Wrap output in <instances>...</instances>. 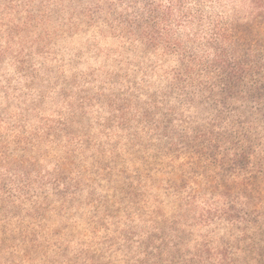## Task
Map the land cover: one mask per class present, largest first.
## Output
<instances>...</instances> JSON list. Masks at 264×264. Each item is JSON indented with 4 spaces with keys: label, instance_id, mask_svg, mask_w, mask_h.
<instances>
[{
    "label": "rangeland",
    "instance_id": "374dc122",
    "mask_svg": "<svg viewBox=\"0 0 264 264\" xmlns=\"http://www.w3.org/2000/svg\"><path fill=\"white\" fill-rule=\"evenodd\" d=\"M29 1L0 0V130L41 139L7 155L37 163L23 170L31 176L63 174L68 188L59 195L49 185L37 198L11 179L16 204L0 213V226L17 264H88L125 249V228L140 235L159 216L175 218L194 187L202 203L208 186L184 157L161 152L143 122L149 95L163 100L173 64L146 54L113 19L80 18L83 6L69 2L65 11L30 16ZM170 186H184L183 195Z\"/></svg>",
    "mask_w": 264,
    "mask_h": 264
},
{
    "label": "trees",
    "instance_id": "16d2710c",
    "mask_svg": "<svg viewBox=\"0 0 264 264\" xmlns=\"http://www.w3.org/2000/svg\"><path fill=\"white\" fill-rule=\"evenodd\" d=\"M67 2L83 6L80 18L113 19L146 54L173 64L163 100L149 95L143 122L163 142L160 151L184 157L209 194L201 203L202 190L194 187L175 218L157 217L150 233L125 228L126 250L88 264H264V0H30L28 12L52 15ZM38 140L6 138L0 130L6 217L16 204L14 181L22 180L24 195L34 188L37 198L49 185L59 195L68 188L63 174L31 176L23 170L36 171L37 163L7 155L8 147L26 153ZM11 171L20 177L10 178ZM170 191L181 197L184 186ZM10 240L0 226V264H17ZM118 250L121 259L114 258Z\"/></svg>",
    "mask_w": 264,
    "mask_h": 264
}]
</instances>
